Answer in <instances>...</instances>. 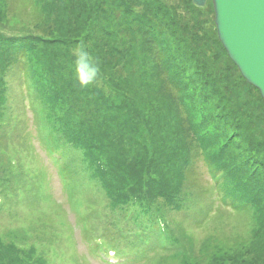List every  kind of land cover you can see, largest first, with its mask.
<instances>
[{"label": "trees", "instance_id": "16d2710c", "mask_svg": "<svg viewBox=\"0 0 264 264\" xmlns=\"http://www.w3.org/2000/svg\"><path fill=\"white\" fill-rule=\"evenodd\" d=\"M20 1L12 5L26 10L42 3V15L52 12L54 18L41 24L43 17L34 10L38 23L33 25L39 27L20 38L0 32V206L23 203L20 194L32 188L23 171L25 166L34 170L26 146L30 137L22 131V112L9 106L5 96V78L16 66V52H22L23 79L36 101L35 125L43 130L40 142L55 156L61 174L96 179L110 206L122 214L139 206L134 221L124 214V229L118 232L113 221V231L126 236L127 230L132 239L142 232L146 252L153 245L172 249L174 240L155 204L181 205L180 185L186 180L191 187L197 184L199 159L220 205L235 211L251 208L257 221L250 246L235 253L219 247V256L207 264H264V100L240 75L217 34V52L206 55L208 33L166 0ZM186 3L190 13L197 10L190 0ZM208 11L213 12L212 6ZM81 49L98 68L87 85L76 72ZM161 70L166 81L159 77ZM157 80L160 86L155 87ZM57 146L80 156L78 169L63 166ZM18 148L28 149L25 164L13 158ZM68 180L72 192L73 178ZM26 230H9L7 240L0 236V264H49L48 243L28 244Z\"/></svg>", "mask_w": 264, "mask_h": 264}, {"label": "rangeland", "instance_id": "374dc122", "mask_svg": "<svg viewBox=\"0 0 264 264\" xmlns=\"http://www.w3.org/2000/svg\"><path fill=\"white\" fill-rule=\"evenodd\" d=\"M15 1L0 0V8L3 9L0 13L3 16L0 17L1 33L6 31L12 35L18 34L17 38H20L22 34L39 27L34 26L38 23L34 18V10L43 17V20L39 22L41 24H46V19L51 21L54 18L52 12L42 15L44 11L42 3L25 10L21 4L12 5ZM22 2L24 3V0L20 1ZM166 2L174 5L179 15H185L192 22L196 20L202 30L208 33L209 40H206L207 47L204 50L206 55L212 56L217 52L214 42L216 36L214 14L208 11L209 6H212L210 0H207L204 7H196L197 10L193 13H190L186 0H166ZM6 4L10 6L7 7ZM201 44L204 43L201 42ZM13 55L9 54L6 59ZM22 57H24L22 52H16L13 64L15 61L18 63L12 66L5 78L7 82L5 96L9 106L15 110L18 108L22 112L20 115V119L24 120L22 131L30 137L26 146L32 154L31 159L34 157L32 162L34 170L30 171V166H25L23 171L28 174L24 178L27 188L31 186L32 188L20 194L19 197L23 203L14 201L2 203L0 206V236L4 238L9 230L27 228L30 240L28 244L48 243L49 264H193L195 261L199 264H207L210 258L219 256L218 251H222L220 249L234 248L231 252H237L242 245H251L249 242L251 233L257 227L256 216L252 209L245 208L235 211L228 206H221L220 196L213 194V182L209 172L199 159L195 161L199 174L197 184L191 187L186 180L182 186L180 185L181 205L174 208L168 207L162 201H157L155 204L158 207L156 211L160 210L161 215L164 214L163 221L174 240V243L170 244L172 249L157 250V247L153 248L155 246L153 245L146 252L143 251L142 236L144 235L142 232L134 235L132 239L127 230H125L126 236L113 231V221L118 226L116 227L118 232L124 229L128 221L131 219L134 221L135 212L139 206L132 205L127 210H123L127 216L130 214V219L124 221V214L117 207L110 206V198L106 190L96 179L90 178L87 174L70 176L61 174L64 170L58 169L60 164L57 166L55 156L47 153L40 142V134L43 130L35 125L33 105L36 101L33 100L31 96L33 92L28 91L26 80L23 79L21 67L25 64L22 66ZM2 67L0 64V69ZM34 70L37 71L35 67ZM29 71L30 75L35 73L33 70L29 69ZM163 75V70H161L159 77L166 81L167 77ZM154 86H160V80H157ZM170 124L172 125L171 122ZM134 145L136 146L135 143ZM57 147L61 150L59 161L63 166L78 169L77 163L78 161L80 163V156L72 153L67 147L65 149ZM151 147L155 148L150 145L149 149ZM28 149L26 148L27 153ZM26 152L21 148L16 149L12 153L14 160L25 164V157L28 156ZM69 177L73 178L72 192L67 190ZM37 183L38 188L35 187ZM153 212L148 214V219L153 217ZM52 231L57 234L52 235ZM38 235H42L44 240L31 241ZM95 244L99 247H95ZM101 246L102 250H100Z\"/></svg>", "mask_w": 264, "mask_h": 264}, {"label": "water", "instance_id": "95a60500", "mask_svg": "<svg viewBox=\"0 0 264 264\" xmlns=\"http://www.w3.org/2000/svg\"><path fill=\"white\" fill-rule=\"evenodd\" d=\"M219 42L264 100V0H210ZM202 8L207 0H191Z\"/></svg>", "mask_w": 264, "mask_h": 264}, {"label": "clouds", "instance_id": "9594fccd", "mask_svg": "<svg viewBox=\"0 0 264 264\" xmlns=\"http://www.w3.org/2000/svg\"><path fill=\"white\" fill-rule=\"evenodd\" d=\"M88 68L89 71L85 74L84 69ZM76 72L79 78V81L82 85H87L95 77L98 72L97 66L91 62L89 54L81 49L77 54L76 59Z\"/></svg>", "mask_w": 264, "mask_h": 264}]
</instances>
